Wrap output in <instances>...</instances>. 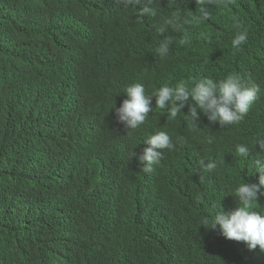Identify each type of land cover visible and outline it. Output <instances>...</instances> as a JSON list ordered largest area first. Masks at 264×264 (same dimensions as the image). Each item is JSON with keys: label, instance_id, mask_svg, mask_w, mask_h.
Returning a JSON list of instances; mask_svg holds the SVG:
<instances>
[{"label": "trees", "instance_id": "obj_1", "mask_svg": "<svg viewBox=\"0 0 264 264\" xmlns=\"http://www.w3.org/2000/svg\"><path fill=\"white\" fill-rule=\"evenodd\" d=\"M153 6L156 17H141L138 6L119 0H0V264H57L71 255H91L83 264H264L258 250L199 223L219 201L225 210L237 207L229 185L258 180L251 160L264 153L251 146L242 161L234 146L264 136V0H218L206 6V19L196 0H153ZM173 13L190 22L158 35L153 25ZM237 20L248 31L239 52L231 47ZM185 35L190 44L180 46ZM164 38L170 52L160 58L154 49ZM24 65L32 96L26 107L16 97ZM228 74L261 87L234 127L201 115L198 129H190L183 115L195 106L191 98L175 120L153 98L146 122L129 132L111 109L126 99L122 91L130 83L151 94L163 84ZM52 107L59 111L55 126L67 125L66 143H57L64 154L46 138L54 118L36 114ZM155 131H166L174 148L145 172L130 155L141 153L145 136ZM70 150L92 166L82 165L76 179L86 204L87 225L76 220L86 227L82 237L74 223L59 222V192L68 180L62 164ZM201 160L217 167L206 172ZM34 175L59 180L53 198L41 197L44 205L34 201ZM155 187L160 193L152 200ZM257 203L264 206V194ZM162 204L159 217L150 207Z\"/></svg>", "mask_w": 264, "mask_h": 264}, {"label": "clouds", "instance_id": "obj_2", "mask_svg": "<svg viewBox=\"0 0 264 264\" xmlns=\"http://www.w3.org/2000/svg\"><path fill=\"white\" fill-rule=\"evenodd\" d=\"M119 2L125 7L138 6V13L141 17H156L158 15V8L153 6V0H119ZM196 3L200 6L197 12L200 14L201 19H206L208 15L206 6L218 3V0H196ZM181 22L187 24L190 20L188 16L181 18L178 14L173 13L165 17L161 23L153 25V27L158 35H163L169 29H176ZM233 28L235 31L231 39V47L239 52L247 42L248 31L239 20L233 23ZM170 44L171 41L167 38L159 40L154 49L155 55L160 58H167L170 52ZM178 44L188 46L190 44L188 36L185 35L179 39ZM19 61L23 62L26 59L19 55ZM28 66L21 67V81L16 80V97L25 107L32 101ZM4 72L3 67L0 68V80L3 79ZM122 92L126 95V99L121 102L119 107L114 106L111 109L115 112L116 120L123 124L128 132L140 128L146 122L148 113L153 111V98H155V107L166 111L169 120H175L182 113L181 109L188 104L191 98L195 106H189L188 113L183 115V118L190 129L196 130L201 115L205 116L210 122L218 123L221 128L239 125L247 117L252 105L258 99L261 87L255 82L244 81L239 75L228 74L220 79L201 75L193 77L188 83L180 81L175 86L163 84L153 89L151 94H146L143 84L130 83L123 88ZM21 94H24L25 99L21 98ZM2 101L3 97L0 99V105ZM10 108L11 102L8 101V109ZM36 114L54 118L46 138L54 141L59 154H64L65 150L59 149L57 143L59 139L66 143L67 125L65 124L60 128L55 126L59 111L56 107L40 108L36 111ZM179 139L183 141L184 138ZM43 140L45 138L40 139V141ZM207 142L211 143L212 138L208 137ZM142 143L147 147H144L139 154L132 151L130 157H135L145 172L160 164L165 150L174 148L172 138L166 131H155L148 134ZM139 144L141 143H137L136 146ZM251 146H257L260 152L264 153V136L255 138L251 142L235 144V154L242 161H247L245 157L248 155ZM68 154L70 158L64 160L62 164L68 180L64 190L59 192L62 195L59 222L64 224L74 223L77 225L78 232L82 237L86 227H81L76 220H82L87 225L85 218L86 204L82 193L76 187V179L82 165L92 166L88 164L84 154L80 156L79 150H70ZM200 165L206 172L217 167L215 161L205 162L201 160ZM251 167L252 173L258 174L257 182L250 183L241 179L235 182L234 185H229L227 194L236 197L237 207L233 210H225L219 201L218 205H214V215L201 217L199 223L200 226L206 229L216 230L218 228L224 238L243 242L249 251L258 250L264 254V206L257 203L259 195L264 194V159L251 160ZM198 178L199 173H197L195 179ZM33 186L34 201L39 205H44L41 197L53 198L55 193L58 192L60 184L57 178L34 175ZM159 193L160 191L155 187L152 200ZM150 208L160 217L164 211V204ZM147 227L154 228L148 221ZM94 233V239L101 241L102 236L95 231ZM60 241L63 240L60 239ZM91 257V255H71L59 259L57 264H83L85 260Z\"/></svg>", "mask_w": 264, "mask_h": 264}]
</instances>
